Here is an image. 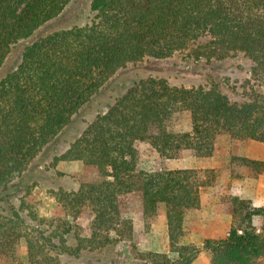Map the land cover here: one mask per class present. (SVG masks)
I'll return each instance as SVG.
<instances>
[{
	"label": "trees",
	"instance_id": "trees-1",
	"mask_svg": "<svg viewBox=\"0 0 264 264\" xmlns=\"http://www.w3.org/2000/svg\"><path fill=\"white\" fill-rule=\"evenodd\" d=\"M72 1L0 0V259L15 261L25 239L29 264H192L200 249L181 239L214 170H144L137 142L173 158L212 156L222 133L264 143V0H93L85 21L36 38ZM186 110L192 130L179 131ZM68 159L98 174L60 171ZM244 167L264 174V160L232 156V177ZM34 187L65 214L30 210ZM227 200V237L204 241L210 264H261L264 206ZM132 204L146 226L166 208L176 258L138 248Z\"/></svg>",
	"mask_w": 264,
	"mask_h": 264
},
{
	"label": "rangeland",
	"instance_id": "rangeland-1",
	"mask_svg": "<svg viewBox=\"0 0 264 264\" xmlns=\"http://www.w3.org/2000/svg\"><path fill=\"white\" fill-rule=\"evenodd\" d=\"M92 1L93 0H73L71 4L53 21L40 28V30L37 31L35 37L37 38L42 34L44 35L47 32L52 31L53 29H61L67 26H71L77 22L79 23L80 21H85L89 15ZM177 129L179 131L192 130V119L190 111L186 110L182 113L180 122L177 125ZM75 130L76 128L74 126L68 127L67 131L65 132V135H63L61 139L64 140L65 138L72 136L75 133ZM230 139L231 138L228 134L222 133L217 136L216 144L219 145V149L224 150ZM237 143L243 144L244 142ZM65 144L66 143L63 142L61 143V145ZM137 147L140 153V167L144 170L157 171L161 169H170L168 168L169 166H177L178 163L181 162L180 160H178L179 157L173 158L160 156V154L155 150V148L146 141H138ZM187 153L192 152H186V154ZM221 164H223V162H221ZM57 168L62 172H66L74 176L76 175L77 177L84 176L87 178H92L98 174V168L95 165L84 164L80 160H62L57 164ZM200 169L205 170L212 168ZM213 170L215 173L214 179L210 181L209 178L205 176L206 181L210 182L208 185L202 188L201 192H206L212 186H215L217 184L218 176L220 175L223 169L221 168L218 170ZM229 196V194H221L220 199L224 200ZM26 201L28 203V208L30 210L36 211L41 217H57L63 216L65 214L64 207L56 200L54 196L50 195L45 189L41 187H34L30 196L27 197ZM210 203L211 201L210 199H208V204ZM165 210L166 208L164 206L161 207L157 220L151 223L149 226L145 225L144 217L139 204H132L131 208L128 210L126 215L133 221L134 240L141 251H165L168 252L173 258H176L177 253H172L169 247V236ZM192 211H190L188 214L186 220V228L189 227L190 221L193 222L196 219L199 220L198 211ZM93 217V213L86 212L78 218V222L81 224L82 230L86 234L91 233L90 225ZM188 238L189 230L187 231L186 235L181 239V243H183L184 239L185 243H187L186 241H188ZM204 241L203 244L198 243L199 245L197 246L199 247L200 252L197 258L192 262V264H210L211 256L210 253L204 249ZM0 263L8 264L7 262L1 259ZM260 263L264 264V258L260 260ZM9 264H29L25 239L20 240L16 252V259L15 261H12Z\"/></svg>",
	"mask_w": 264,
	"mask_h": 264
},
{
	"label": "crops",
	"instance_id": "crops-1",
	"mask_svg": "<svg viewBox=\"0 0 264 264\" xmlns=\"http://www.w3.org/2000/svg\"><path fill=\"white\" fill-rule=\"evenodd\" d=\"M260 143L246 140L243 144H238L230 139L224 150L219 149V145L216 144L213 155L209 157L198 156L192 149H184L178 158L181 162L177 166L168 167L170 169L195 167L223 169L218 176L217 184L208 191L201 192V207L194 209L196 212L198 211L199 220L190 221L189 227L186 228L187 231L189 230V238L187 243L184 239V244L199 245L198 243L203 244V241L208 238L224 239L227 237L233 220V204L227 200L228 197L221 200V194L249 199L256 207L264 206V174L254 176L247 167H244L240 170L241 177L231 176L232 156L264 160V144ZM186 152L192 153L186 154ZM208 199L211 201L210 204H208ZM262 223L261 216L253 218V224L258 231H261Z\"/></svg>",
	"mask_w": 264,
	"mask_h": 264
}]
</instances>
